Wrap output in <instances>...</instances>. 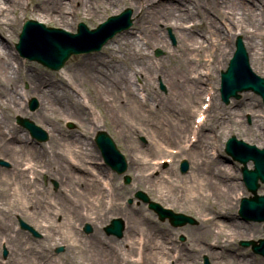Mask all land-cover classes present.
<instances>
[{
  "label": "bare ground",
  "instance_id": "6f19581e",
  "mask_svg": "<svg viewBox=\"0 0 264 264\" xmlns=\"http://www.w3.org/2000/svg\"><path fill=\"white\" fill-rule=\"evenodd\" d=\"M120 3L130 4L136 9L135 14H140L134 22L136 31L118 33L114 37L115 45L104 46L102 54L76 59L61 74L51 76L26 64L23 68V63L20 66L11 61L15 59L10 45L0 40V157L12 161L20 185L12 189L14 183L11 184V179L6 177L1 182L4 186H0V231L10 232L5 242L9 243L11 258L5 264H58L48 257L47 251L61 243L66 244L67 251L64 258H60L65 264H195L196 256L187 252L185 246L174 245L180 251L177 255L167 252L170 249L166 244L168 233H178L173 228L155 224L132 207L119 204L115 207L116 198L113 209H103L115 191L116 174L103 162L92 167L89 163H93L96 156L95 146L85 139L74 138V135L68 141L57 124L61 115L67 116V120L74 117L82 128L88 122L86 106L70 90L74 83L87 86L92 104L100 109L104 124L108 123L117 134L131 142L136 157L130 170L138 184L155 187L156 181L146 177L153 175L151 170L166 158L163 154H170L169 149L174 148L166 149L160 143L178 145L177 156H189V181L182 183L183 193L174 194L173 198L180 200L182 207L196 205L201 212L212 215L207 219L209 223L202 222L201 227L205 229L199 227L200 230L194 233L197 239L211 237L220 249L215 250L208 243L204 246L194 244L200 254H207L211 263L214 260L226 264H264L263 260L253 259L241 249H234L233 243L228 241L230 237L261 236V226L245 224L246 221L238 220L236 213L228 212L238 209L240 200L245 198L246 187L236 170L238 164L229 163V157L211 148L219 129H227L230 133L236 130L239 135L257 140L262 134L264 137L261 132L264 116L259 118L258 115L263 113V108L262 111L255 110L257 106L249 94L230 107L217 101L220 73L227 69L234 51L232 46L226 52L228 40L232 45L237 37L244 36L250 67L254 73L263 72L264 76V0H0V32L9 33L13 39L18 34L22 18L27 16L69 31L75 27L77 17L92 19L108 11L104 4L114 6ZM218 20L223 24L219 26ZM166 27L172 28L178 44L177 49L169 48L168 64L159 66L160 59L149 58L141 44L146 41V45L151 43L154 48L168 47ZM22 72L30 85L27 92L18 86ZM139 77L148 86L149 94L145 98L138 92L136 80ZM159 78L166 85V94L159 92L157 82L154 83ZM27 94L37 95L40 110L36 117L51 129L50 146H35L29 134L20 135L18 128L8 119L10 113L24 116L26 110L22 107V97L27 98ZM205 105L206 110L202 111ZM21 109L25 110L24 113ZM241 111L252 115V125L245 124L244 119H233L231 124L225 122L232 115L236 118ZM194 117L205 119L196 125ZM139 130L156 146L153 154L155 152L157 156L151 160L152 153L134 139L140 135ZM256 146L264 149V142ZM53 149L61 151L55 153ZM50 150L52 154H49ZM48 154V167L54 168V174H51L61 181L62 176H66L65 186H61L57 193L60 202L56 213L52 211L55 206L47 201L49 192L37 187L40 173L36 165ZM24 156H30L32 165L25 169L32 171L31 177L30 173L23 172V168L18 170ZM65 160L69 165L64 164ZM250 163L253 161L246 165L249 169ZM2 173L0 170V177ZM176 173V170L171 171L172 176L165 178L170 188L174 187ZM100 177L103 188L98 186ZM180 179L185 181V178ZM11 210L20 211V215L44 233L43 238L29 241L20 231L12 234L11 226L6 224ZM61 214L66 220V232H58L52 222L53 216ZM112 216L125 219L126 232L121 240L103 234V228ZM76 219L82 224L88 222L90 226L93 222L89 219L101 222L94 223L93 234L84 237L76 231ZM262 223L264 225V217ZM226 230H229L230 237ZM27 242L32 244L30 252L24 250ZM0 264H3L1 260Z\"/></svg>",
  "mask_w": 264,
  "mask_h": 264
},
{
  "label": "rangeland",
  "instance_id": "374dc122",
  "mask_svg": "<svg viewBox=\"0 0 264 264\" xmlns=\"http://www.w3.org/2000/svg\"><path fill=\"white\" fill-rule=\"evenodd\" d=\"M104 8L106 10H108V11H106L104 14L97 13V15L98 14L99 15L97 17H93L92 19L85 18L83 16H80V18L78 19V17H77L75 19V23H76L75 27L72 28L71 30H69V32L76 33L77 26L81 22L85 23L90 29H95V28L98 27V25L100 23H102L105 20H107L108 17L120 14L121 12H123L126 9H130L131 13H133L132 17L130 18V21H131V25L129 26L130 28L126 32H130V31H134L135 32L136 31V28L134 27V22L138 19L140 14L138 12H137V14H135V10L136 9L133 6H131L130 4L128 5L127 3L126 4L120 3V4H117V5H114V6L112 4L111 5L110 4H104ZM30 19H32V18H30V16H27L25 19L22 18L20 29L18 30V34L13 39L9 36V33H3L2 34L0 32V40H3V42L8 43L10 45V51L14 54V58L13 59H15V60H11V61H15L20 66L22 65L21 63H23V65H22L23 68H26L24 66L26 64L28 66L34 67L38 71L39 70L43 71V72H45V73H47V74L52 76V75H56V74H61V72H62V70L64 68L69 67L71 64H73V62H75L76 59H78L80 57L91 56L93 54H102L103 51H104L103 50L104 47H103L99 52H93L91 54H86V55L73 56V57H71L69 59V61L65 64V66L61 70H58V71H51V70L43 67L39 63L30 62L27 59H23V58L20 57L18 51L15 48V45L18 43L19 36H20L22 28H23V24L27 20H30ZM196 22H198V21L196 20ZM217 23L220 26V25L223 24V21L218 20ZM44 25L46 27L56 28V27H54V24H44ZM164 31H165V34H166V38L169 41V46L168 47L158 46L157 48H154V47H152L153 45L151 43H150L151 45L150 44L146 45V41H142V44H141V46H143V49H144L145 53L148 55L149 58H152V59L155 58V59H160L161 60V61L159 60V66H162L164 63H167V59H169V55H168L169 48H172V49L176 48L177 49V44H178V42L176 40V35H175V33H174V31L172 30L171 27H166ZM239 37H241L243 39V42H244V40H246V38L244 36H239ZM239 37H237V38H239ZM237 38L234 40V43L232 45H230V41L229 40L227 41L228 42L227 43L228 47L225 48L226 52H229L231 47L233 46L234 47L233 54H234V52H235V42H236ZM114 42H115V40L113 39L109 43L115 45L116 43L114 44ZM233 54H232V56H233ZM232 56L230 57L229 61L231 60ZM263 59H264V56H263ZM229 61H228V64H229ZM256 74L264 79L263 72H261V74L259 72L256 73ZM20 77L21 78H19V80H18V86L22 87V90L27 92L29 90V88H30V85L28 84V81L25 78L24 73ZM136 81H137L136 82L137 83V87L139 85L138 89L140 88L139 91H138L140 93V96H142V98H145L146 95L149 94L148 86L146 85V81L144 82V80H143V82H144V84H143L141 77L137 78ZM154 83H156V87L158 88L159 92H161L162 94H166L167 88H166V85L164 84V81L162 80V78L154 80ZM207 86H209V85H207ZM42 88H44V86ZM70 90L73 91V94H74L75 98L77 97L78 99H80L81 103L86 106V116L89 115V118L87 117L88 118V120H87L88 122L82 128L81 127L82 126L81 123H79L77 120H75L74 117H71V118H69L67 120V118H68L67 116L65 117V116L61 115L60 116L61 118L57 119V124L60 126L61 134H64L65 138L68 141H70L72 135H74V138L76 136L77 138L85 139L89 143H92L93 146H95V150L97 149L96 150V156L92 160L93 163H89L93 167V166H96V164H98V163L101 164L103 162V158L101 156V153H100L99 149L97 148V146L95 145V136L97 135V133L99 131H105L113 139V141L115 142V144H116L117 148L119 149V151L125 156L126 163L128 165L127 171L124 174L119 175V174L115 173L116 174V177H115V181H116L115 182V186H116V188H115V191H114L112 197L109 196L108 194H105V196H109L110 200H106V204H105L103 209H105L106 211H110L111 209H113V207H112L113 203H114L113 201L116 198L117 199V201H116L117 203L115 202V204H116L115 207H117L118 204L123 206V207H129V208L132 207L134 210H137L138 213L140 212L141 214L144 215L145 218L151 220L155 224H157V225L159 224L161 226H166V227H168V226L171 227V225L169 224L168 221H165V222L160 221L159 218L157 217V215L148 208V205L144 204L143 202H140L139 200H137L135 198V193L137 191H142V192L146 193V195L152 201L161 204L164 208L171 209L175 213H182V214H185L187 216L192 217L196 221L195 225H186V226H184L182 228H173V227H171L174 230L178 231V233H175V232L173 234H169L170 232L168 233L166 244L169 246L170 249L167 252H170L172 255H177V254H179L180 251H179V248H176L174 245L185 246V249H186L187 252H191L192 254H194L196 256L195 264L196 263L197 264H203L204 256H207V257H209V256L207 254H200V251L198 250L197 246H199V245H203L204 246V245H206L208 243V245H210L211 248H213L215 250H219L220 248H218V246L214 244V242H213L211 237L206 238V239H202V236H201V238L198 237L200 239H197V235H195L194 232L197 231V230H200L199 227H201L202 222H204V221L208 222L207 219L209 217H212V215L207 213V212H201L200 209L196 205H191L190 207L189 206L188 207L187 206L182 207L183 204H181L180 200L173 198L174 194L181 195V193H183L184 185H182V183H185V182L189 181L188 178L191 175V171L189 170L188 173L182 174L180 172V169H179L180 162L182 160H187L189 162V156H187V155H182V156L179 155V157H181V158H179L177 156V151L179 150L178 149L179 148L178 145L170 146V144H165L164 142L160 143L166 149H168L169 147H174V148L169 149L170 152H171L170 154H168V152H167V155H166V153L163 154V155L166 156V158L162 161V163L158 164V166L155 169H152L151 166H150V168L152 169L151 173L153 175H149V173L147 172L149 176L146 177V178H151L152 177L154 179V181H156V182H154L156 184L155 187L152 189V188H148L147 186H145L143 184H138L137 181H136L135 176L133 175V172L130 170V166L132 165V163L134 162L135 157H136V156H134V154L132 152L131 144H130L131 142H129L126 137L117 134L115 129L112 128L111 126H109L108 123L106 125L104 124L103 120L101 119V111H100V109H96L93 106V104H92V99H91L92 95L88 91L87 86H82L80 83L79 84L74 83V85L72 86V88H70ZM219 90H220V80H219V89H218L219 97H218L217 101L219 103H221L223 106L230 107L231 105H233V102L238 103L239 101L244 99L245 95L249 94V96L254 99L253 103H255L256 106H257V108H255V110L262 111V108H263V113H261V112L258 113L259 118L264 116V104L262 102V99L259 96L255 95L254 93H243L239 99H232L229 103L225 104L221 100V95H220ZM27 96H28L27 98L25 96L22 97L23 98L22 107L25 108V110H26V111L24 110L25 113H24L23 109H21V112H23L24 113L23 115L26 116V117L18 115V114H21V113L15 114V113H10L9 112L10 114L8 116V119H9L10 123H12L16 128H18V130L20 131V135H24L25 136V133L27 131L23 127H21L20 125L17 124L16 119L19 116L23 117V118H28L31 121H33L37 126L41 127L43 130H45L48 133L49 140H50V137L52 136V132H51L50 127L48 125H46L45 123L41 122L38 119V117H36V114L40 110V102H39L38 98L36 97L37 95L36 96H32L31 94H27ZM32 99H36L37 103H38V106H37V108L34 111H31V109H30V104H31ZM197 115L195 117H197ZM195 117L193 118V120H195ZM233 119H237V120L238 119H244L245 124H248V125H252V122H253L252 121V115H250V113L246 112V111H245V114L241 111L240 114H237L236 118L234 117V115H232V118L227 119V121L225 120V122H228L229 124H231V123H233ZM70 124L72 125V127H70ZM209 125H210V123H209ZM79 131H81L82 134L87 137V139L84 136H82V134H80ZM261 132L264 133V127L263 126L261 128ZM220 133H223V134L220 135ZM139 134H140V130H139ZM226 134H229V136H227ZM233 136H235L238 140H242V141H244V142H246V143H248L250 145H258L259 143L264 142L263 134H262L261 139L257 140V139H253L250 136L239 135V133L236 130H235V132L230 133V131L227 130V129L222 130V131H221V129H219L217 137L213 139L214 143H213V146H211V148L213 147V148H215L214 150H216V151L218 150L222 156L229 157L225 153V145H226V141L230 137H233ZM134 139L138 143H140L142 146L146 147L147 151H150V153H152V155L149 158V160H151V159H153L154 157L157 156V154H155V152L153 154V150H154V148L156 146L154 144H152V140H150L146 134H143V135L140 134L137 137L134 136ZM29 142H31V141L29 140ZM48 142L49 141L43 142V143H38L37 141H35V146L40 147V144H46V146H50L48 144ZM208 150H209V148H208ZM53 151H55V153H57V152H60L61 150L60 149H53ZM52 153L53 152L50 150L49 154H52ZM49 154L47 155V157L45 156L47 159L45 158V159L40 160V161L37 162L36 169H38L39 170L38 173H40L38 175V186L37 187H38V189H45V190H47L49 192V195L47 196V199H48L47 201L50 202L52 207L55 206V208H53L52 211L54 213H56V211H57L56 208H58L59 202H60L59 199H58L57 193L59 192L61 186H63V185L65 186V183H66L65 182V177L66 176H62L63 177L62 178L63 181L57 180L54 177V175H53L54 174V168H50V166L48 167L47 160H49ZM57 156H59V153H58ZM215 156H217V153L215 154ZM30 160H31L30 156L29 157L28 156H24V158H22L20 160L21 162H19L20 164L18 166V170L20 171V169L23 168V172L24 173H28L29 174L30 172H32L31 170L27 171L25 169L28 166L32 165V163L29 162ZM34 160H36V159H34ZM0 162L7 163V166H4V165L0 164V170L3 172L1 177H0V186H4V185H2L3 183H1V182L3 180H5V178L7 177V178L11 179V180H9V181H11V184L14 183V185L11 186L12 189L13 188L14 189L18 188V186H20L17 183L18 172L14 169L12 161L9 158L0 157ZM63 162H64V164L69 165L68 161L65 160ZM233 162L238 164V166H236V170H238L240 172L241 176H242V173H241L242 170L241 169H242L243 166L240 163H238L236 161H233L231 159V157H229V163H233ZM23 164H25L24 167H20ZM51 164L55 165L53 162H51ZM55 166L58 167V164L55 165ZM248 166H251L250 169H253V164L252 163H250ZM174 170L177 171V173L175 174L176 176L173 177V179L175 180L174 187L172 186L173 188L172 187L170 188L168 183H166V179L165 178H169V176H172L171 175V171H174ZM153 171L155 172V174H154ZM51 172L53 174H51ZM65 172H67V171H65ZM76 173L78 174L79 172H76ZM29 176L30 177L32 176L31 173H30ZM126 176H129L130 179H131V182L129 184L125 183V177ZM178 177H179V179H178ZM180 178H185V181L180 179ZM100 179H101V177L98 179L99 180L98 186L100 188H103V186L100 185V182H101ZM0 188H2V187H0ZM21 188H23L22 185H21ZM81 189H85V188H81ZM261 189H263L262 192H260ZM32 190L34 191V189H32ZM258 194L259 195H264V184L260 185V189L258 191ZM244 197H251V194L247 191V189L245 191ZM129 200H133V203L129 204ZM34 202H35V200H34ZM240 202H241V200H240ZM240 202H239V206H240ZM238 209H239V207H238ZM238 209L237 210L233 209V210L228 211V212H230L231 214H235L236 213V217L240 221V219L238 217ZM99 210L102 211L101 208ZM140 213H139V215H140ZM20 214H21L20 211H17V210H14V211L11 210V212H9V215H8V218H7L8 221L6 222V224L11 226V230H13L12 234L15 231H20L21 233L24 234L25 240H29V241H30V239L31 240H41L43 238V236H44V233L41 230H37L35 228V225L29 219L23 217ZM116 218H121L122 219L123 217L114 216V218H113V216H112V218L109 220V223L107 225H109L110 222L113 219H116ZM20 219L22 221H24L27 225H29L37 233V236L34 235L30 231L21 229V227L19 225V220ZM89 220H91L93 222V224L91 226L92 231L90 233H86L84 231L85 225L89 224L88 222H85V223L82 224L81 220H79V219L78 220L77 219L74 220L75 226H76V231L79 234H81L82 236H84V237H88V236L93 234V232H94V226H93L94 223H100L101 222L100 220L98 222L95 221L94 219H89ZM123 220H125V219L123 218ZM52 222L58 227L57 228L58 232H66V220H65V217L62 216V214L58 215V216L57 215L53 216ZM241 222H243V221H241ZM243 223H245V224H254L255 226H261L259 229H260V232L262 233V235L261 236H259V235H255V236L251 235V236H249V237H247L245 239H234V237H230L229 230H226L227 231L226 232L227 236L230 237L228 239V241L233 243V248L234 249L239 248L242 251L246 252L251 258L256 259V260H263L264 261V258H262L259 255H255L252 252L251 248H245L241 244L242 242H245V241H258V240L264 238V225H263V223H259V222H257V223L256 222H254V223L243 222ZM105 227L103 228V234L106 237H109V235H107V233L105 232ZM201 228L205 229L204 227H201ZM58 232H56V233H58ZM125 232H126V227H125L124 235H125ZM7 233H4V232L0 231V251H1L0 260L3 262V264L8 262L10 260V258H11L10 257L11 251L8 250L9 243L5 242L6 238L9 237V233L10 232L7 231ZM180 237H183L184 240L180 241V239H179ZM123 238H124V236L121 239H123ZM117 239L121 240L120 238H117ZM52 240L53 239H51V241ZM27 243L28 244L25 245L24 250L27 251V252H30L31 249H32V247H30V245H32V244H30V242H27ZM49 243L51 245V242H49ZM194 244L197 245V246H195ZM173 247H175L176 250H174ZM59 248H62L61 252H57V249H59ZM5 250L7 251V255L6 256L4 255V251ZM66 251H67L66 250V244L65 243L64 244L61 243V244H58V246H56V247H52V248L48 249L47 255H48V257L49 256L52 257L53 260H56L57 262H59L58 264H65V263L62 262L63 260H60V258H62V259L64 258V254L66 253ZM76 255L79 257L77 252H76ZM133 259H135V257H133ZM169 264H173V263L171 262ZM211 264H226V262L218 263V261H214L213 260V263H211Z\"/></svg>",
  "mask_w": 264,
  "mask_h": 264
},
{
  "label": "water",
  "instance_id": "95a60500",
  "mask_svg": "<svg viewBox=\"0 0 264 264\" xmlns=\"http://www.w3.org/2000/svg\"><path fill=\"white\" fill-rule=\"evenodd\" d=\"M131 14V11L127 10L120 16L109 18L106 23L101 24L97 29L92 31L84 24H80L77 35H72L59 29H49L35 21H28L20 36V43L17 45V49L30 60L38 61L54 70H59L72 55L99 51L115 35L128 29L131 25ZM37 28H39V31ZM248 91L255 92L264 100V79L252 73L246 50L241 39H239L237 41L235 56L228 70L222 73V99L225 103H229L231 98H239V93ZM36 106L37 103L34 100L32 107L35 108ZM18 122L27 128L38 141L45 142L48 140L47 133L28 119L18 118ZM97 143L102 150L107 164L119 174L125 172L127 169L125 157L119 152L115 143L106 132L98 134ZM226 152L234 160L239 161L245 166L243 169L244 181L248 190L255 196L254 199L244 198L242 200L240 214L247 221L263 222L264 197L258 196L257 192L260 188L259 181L264 183V149L261 150L255 146H250L233 137L227 143ZM249 161L254 162V170L246 168ZM187 170L188 163L184 161L181 171L186 173ZM126 182H130L129 177L126 178ZM136 196L144 203H147L151 210L158 213L162 221L169 218L171 224L175 227L184 226L188 223L195 224L192 218L183 214H175L172 210L164 209L161 205L150 201L143 192H138ZM20 226L37 235L30 226L21 220ZM124 229L123 221L121 219H114L105 230L108 235H115L121 238L123 237ZM85 231L86 233H90L91 227L86 225ZM243 246H252L255 254L264 257V239L259 242H244ZM61 250L59 249V251ZM5 255H7V252H5ZM204 264H210L207 258L204 259Z\"/></svg>",
  "mask_w": 264,
  "mask_h": 264
}]
</instances>
